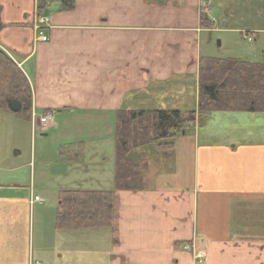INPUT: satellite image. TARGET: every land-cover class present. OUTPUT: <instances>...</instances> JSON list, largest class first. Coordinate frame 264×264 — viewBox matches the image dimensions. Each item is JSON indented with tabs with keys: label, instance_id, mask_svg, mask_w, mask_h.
<instances>
[{
	"label": "crops",
	"instance_id": "crops-1",
	"mask_svg": "<svg viewBox=\"0 0 264 264\" xmlns=\"http://www.w3.org/2000/svg\"><path fill=\"white\" fill-rule=\"evenodd\" d=\"M0 3V50L30 84L35 121L47 111L77 113L91 133L61 141L56 168L0 165V264H264V120L240 121L262 129L258 135L181 141L175 173L147 172L143 189L114 192L111 229L57 220L59 191L113 187L114 165L102 175L100 141L118 109H156L139 95L197 91L199 59L210 57L200 52L207 29L199 15L218 23L211 0H76L73 10L46 12L43 25L34 2ZM215 113L239 119L250 112ZM108 140L113 148L114 137ZM77 144L84 150L73 160ZM190 243L194 250L184 248Z\"/></svg>",
	"mask_w": 264,
	"mask_h": 264
},
{
	"label": "trees",
	"instance_id": "trees-1",
	"mask_svg": "<svg viewBox=\"0 0 264 264\" xmlns=\"http://www.w3.org/2000/svg\"><path fill=\"white\" fill-rule=\"evenodd\" d=\"M75 3L76 0H34V13L44 17L53 8L70 11ZM199 23L206 29L213 27L212 21L202 13ZM2 27L0 23V30ZM31 107V87L26 76L0 50V111L28 121ZM215 112L264 113V60L200 57L195 109H118L114 117L113 187L59 191L58 224L111 229L114 192L145 187L143 173L148 166L145 153L154 148L169 157L177 134L204 125ZM83 150L82 144L75 145L73 160L80 158ZM58 151L63 154L62 150Z\"/></svg>",
	"mask_w": 264,
	"mask_h": 264
},
{
	"label": "rangeland",
	"instance_id": "rangeland-1",
	"mask_svg": "<svg viewBox=\"0 0 264 264\" xmlns=\"http://www.w3.org/2000/svg\"><path fill=\"white\" fill-rule=\"evenodd\" d=\"M20 1L23 4L30 2L31 5L34 2L33 0ZM209 6L211 8L210 16L218 23L216 25L214 23L212 28L201 32V54L215 58H238L250 62H262L264 60V0H211ZM5 8H7V4ZM225 19L228 20L226 27L222 24ZM36 28L38 27L36 26ZM246 34L252 37V41L245 39ZM36 38H38V35ZM13 56L16 58L15 54ZM157 92L159 95L147 94L137 97L145 102L148 108L170 109L174 108L173 106H177L182 110H189L194 105L197 91H179L180 94L177 91ZM141 93L142 91H139V94ZM163 104H166V106H163ZM247 114L251 115V113L244 115ZM244 115L239 119L234 115H228L223 118V114L215 113L214 118L207 125L205 123L196 128L198 132H195L194 128H187L184 133L175 136L174 147L169 157L161 155L154 148H151L149 152L145 153L148 166L143 173V177L145 178L147 172L150 178H153L154 173L158 172L163 176L175 173L179 169L178 164L174 161V156L177 153L176 147H178L177 156L185 149L182 147L183 143L181 141L189 143V141L198 137L200 144H202V142L207 141V138L210 140L214 138L220 139L223 136L237 138L239 133L244 131L252 132L250 130H253L258 135V132L262 129L257 127L249 129L247 125L252 122L256 125L255 123L264 120V113H253L252 120H250L251 116L248 115L249 119ZM95 118H89V120H94L93 123L97 124L98 119ZM240 121L247 125H240ZM80 122L81 118L77 113L62 112L59 117H56L54 113V125H52L51 129L47 132H38L31 131L29 122L24 119L18 118L12 113L0 111V165L5 168L7 161L8 165L11 163L12 166L16 167L30 161V166L36 170L38 168H56V157L63 142H73L79 136L91 134L80 126ZM99 125L101 126L102 123ZM104 126L101 128V132H103V136L106 139L103 138L100 141L102 142L101 151L107 157L106 162L103 164V177L107 174V169L113 167L114 162L112 142L110 141L109 143V140L107 141V138L111 139L114 137V129L112 131V128H109L107 124H104ZM94 130L95 128L91 129V131ZM25 167L28 169L27 166Z\"/></svg>",
	"mask_w": 264,
	"mask_h": 264
},
{
	"label": "built area",
	"instance_id": "built-area-1",
	"mask_svg": "<svg viewBox=\"0 0 264 264\" xmlns=\"http://www.w3.org/2000/svg\"><path fill=\"white\" fill-rule=\"evenodd\" d=\"M35 19H36V24H39V25L46 22L45 17L35 16ZM37 35H38V38H37L38 41L45 42L47 40L46 35L43 34L41 31H38ZM245 39L247 41H252V37L248 36V34L245 35ZM53 118H54V113L52 111L45 112L42 116L36 118V121H35L34 114H32L31 115L32 128L38 129L41 132H46L47 130L51 129L53 125ZM36 124H37V127H36ZM33 201L41 202L42 200L38 196H35L33 198ZM184 248L194 250V243H190L189 245H184Z\"/></svg>",
	"mask_w": 264,
	"mask_h": 264
},
{
	"label": "water",
	"instance_id": "water-1",
	"mask_svg": "<svg viewBox=\"0 0 264 264\" xmlns=\"http://www.w3.org/2000/svg\"><path fill=\"white\" fill-rule=\"evenodd\" d=\"M219 44V43H218Z\"/></svg>",
	"mask_w": 264,
	"mask_h": 264
}]
</instances>
